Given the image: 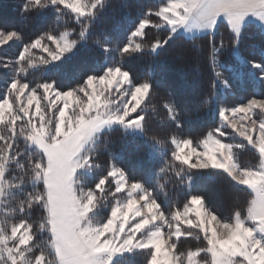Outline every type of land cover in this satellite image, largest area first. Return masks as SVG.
<instances>
[{"label":"snow or ice","instance_id":"6c2138e0","mask_svg":"<svg viewBox=\"0 0 264 264\" xmlns=\"http://www.w3.org/2000/svg\"><path fill=\"white\" fill-rule=\"evenodd\" d=\"M110 6L24 0L23 20L47 10L51 25L27 39L22 29L0 27V47L21 45L14 59H0L12 73L0 92V264H125L136 255L144 264H264V94L229 105L216 91L232 87L224 73L233 68L220 59L229 49L264 82V58L240 53L251 29L264 35V0H160L131 21L122 40H93L103 60L74 84L28 78L69 65ZM222 24L228 42L216 40ZM205 40L214 79L198 102L168 93L158 109L160 83L136 80L124 63L175 49L185 50L176 59L187 63L193 51L204 54ZM209 113L214 125L194 137ZM153 121L167 127L165 135ZM245 149L258 164L240 162ZM141 150L158 166L138 178ZM204 170L248 192L246 207L225 217L209 206L193 191ZM169 186L187 188L182 204ZM188 237L203 246L182 248Z\"/></svg>","mask_w":264,"mask_h":264},{"label":"trees","instance_id":"16d2710c","mask_svg":"<svg viewBox=\"0 0 264 264\" xmlns=\"http://www.w3.org/2000/svg\"><path fill=\"white\" fill-rule=\"evenodd\" d=\"M23 2L24 0H0V27L22 29L25 39H27L46 30L51 25L54 16L51 12L45 10V15L38 19L29 17L25 21L21 14ZM158 3H160V0H110L111 6L106 11L102 22L94 27L87 48L81 49L73 61L63 70L46 73L32 72L28 78L33 81L41 78H53L58 80L62 86L74 84L75 80L79 78V75L84 70L97 66L103 60L100 50L92 44L93 40L97 38L103 39L105 35H111L113 40H122L131 21L142 10H146L147 7H154ZM154 32L155 30H153ZM153 33H150V35ZM221 37L224 38L225 42H228L229 34L226 32L223 24L216 33L217 42ZM199 43L204 48V54L200 55L193 51L191 54H188L187 63H180L176 59L177 55L185 54L184 49L169 50L168 52L161 53L159 57L144 54L125 60V66L132 71L136 80L151 78L160 83V95L156 96L153 100L158 109L162 97L166 98L168 93H171V96L179 102L187 99H193L198 102L212 91L211 83L214 77L207 55V41ZM20 48L19 42L0 47V59H14ZM240 53L242 56L250 59L260 60L264 58V35H261L254 28L251 29L250 33L241 42ZM116 58L118 59V57ZM220 59L233 68V71H226L224 73L232 85L231 90H226L222 86L216 89L219 98L224 103L234 105L244 102L250 96L264 94V82L255 80L248 75L249 72L255 70L247 65L241 66L231 55L230 49L225 50ZM11 74L10 70L0 68V92L4 90L5 81L10 78ZM163 114L161 110L160 115L163 116ZM215 121V115L209 113L207 117L197 123L192 135L200 138L201 134L213 126ZM153 128L161 136L165 135L168 130L166 126L160 125L158 121H153ZM111 139L113 150H118L120 144L119 134H113ZM137 143H142V141L138 139ZM139 155L145 163L142 167H137L134 170L138 178L145 176L158 166L157 162L148 161L146 150H141ZM238 156L242 164L255 165L259 163L257 154L251 149L241 150ZM169 188V195L182 204L187 195V188L172 186H169ZM193 191L203 193L209 206L225 217H230L237 209H244L247 199L250 198L248 192L241 191L239 186L225 179L223 175H216L208 170L202 171L193 186ZM216 197H218L219 201ZM182 240H184V243L180 246L184 249L203 246L200 240L192 237L182 238ZM125 264H144V257L141 255L129 256Z\"/></svg>","mask_w":264,"mask_h":264},{"label":"rangeland","instance_id":"374dc122","mask_svg":"<svg viewBox=\"0 0 264 264\" xmlns=\"http://www.w3.org/2000/svg\"><path fill=\"white\" fill-rule=\"evenodd\" d=\"M216 199H218V197H216ZM218 201H219V199H218Z\"/></svg>","mask_w":264,"mask_h":264}]
</instances>
